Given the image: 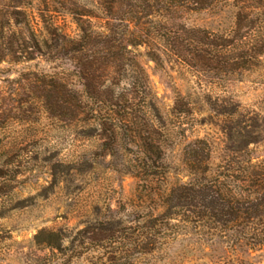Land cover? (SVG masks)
Here are the masks:
<instances>
[{
  "label": "rangeland",
  "instance_id": "1",
  "mask_svg": "<svg viewBox=\"0 0 264 264\" xmlns=\"http://www.w3.org/2000/svg\"><path fill=\"white\" fill-rule=\"evenodd\" d=\"M228 2L166 15L175 44L126 32L115 59L97 39L73 53L50 38L81 35L54 3L111 29L97 0H0V264H264V247L175 227L136 243L174 185L208 167L243 189L246 158L264 160V0ZM107 229L129 231L110 243Z\"/></svg>",
  "mask_w": 264,
  "mask_h": 264
},
{
  "label": "trees",
  "instance_id": "2",
  "mask_svg": "<svg viewBox=\"0 0 264 264\" xmlns=\"http://www.w3.org/2000/svg\"><path fill=\"white\" fill-rule=\"evenodd\" d=\"M97 1L100 2V6L110 16L109 19L113 23L111 29L105 33H97L90 27V21H88L92 17L66 9L63 4L54 3V5H51L54 9L52 12L60 14L59 10H62L66 11L64 14L70 13L73 16L72 20L76 22L78 27L80 26L81 35L79 44H74L72 40L64 35L56 36L54 31L50 34V38L57 37L64 44L71 43V45H75L71 49L73 53L81 52L92 39L94 41L99 40L100 43L107 45L112 50L120 45L122 40L126 41V32H128L130 39L128 44L145 46L158 36L169 39V41L172 40L171 44H175L177 32L166 29L167 26L164 23L166 15L168 17L175 11L181 10H211L221 5L227 6L230 4L229 0ZM234 7L237 8V5ZM239 16L240 13L238 12L236 15L237 22H239ZM84 22L87 29L80 25H83ZM115 23L119 24L116 25ZM49 25H53V22L51 21ZM122 29L123 31H121ZM191 36L204 48L216 49L217 55L215 56L222 55L225 52L223 49L228 46L227 42L211 40L212 35L207 31L199 30ZM54 42L56 43V41ZM221 42L222 45H220ZM60 48L64 49L63 46H60ZM198 52L207 53L206 49L202 48ZM119 54L120 49L112 50L110 53L115 59ZM256 54L259 55V52ZM74 70L79 71L80 68L75 67ZM252 161V158H246V167L240 180L249 183V186L243 189L231 188V185L226 184V181H221L219 175L214 178L208 177L209 169H206L208 167H205V170L199 173L200 178L194 176L187 182L174 185L164 200L163 212L155 218H148L143 223L140 227L141 234L137 235L136 240L138 241L136 243L141 244L143 240H140L144 236L145 240L149 239L148 242H144L146 243L144 245L149 246L151 239H166L167 232L171 231L170 228L175 227L182 232L189 230L202 238L224 239L226 244H232V246L243 245L251 251L264 247V160L257 163H252ZM175 220L177 223L173 225L172 222ZM126 231L129 230L107 229L109 235L103 240L113 243L116 239V233L123 234ZM56 248L59 249V245Z\"/></svg>",
  "mask_w": 264,
  "mask_h": 264
}]
</instances>
